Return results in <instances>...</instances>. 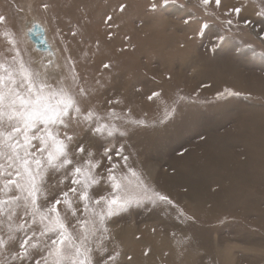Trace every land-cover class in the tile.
Listing matches in <instances>:
<instances>
[{
    "label": "rangeland",
    "instance_id": "1",
    "mask_svg": "<svg viewBox=\"0 0 264 264\" xmlns=\"http://www.w3.org/2000/svg\"><path fill=\"white\" fill-rule=\"evenodd\" d=\"M260 3L221 0L219 9L210 6L213 16L197 0H0L7 18L0 53L11 54L3 33L13 31L33 59H54L50 76L76 75L89 93L85 108L100 115L114 108L125 118L131 110L132 119L145 122L116 120L125 135L81 133L98 158L104 147L123 146L146 183L173 201H144L109 219L105 255L118 251V264H264V41L243 25L244 18L259 20ZM242 4L241 23H223L228 10ZM32 22L54 56L36 50ZM220 66L237 73L224 78L229 73L218 72ZM225 89L239 95L218 96ZM153 92L160 95L150 101ZM222 146L226 151L216 150ZM215 157L227 162L214 164ZM204 166L212 174L198 187L193 173ZM55 182L49 178L53 195ZM109 190L102 183L95 194Z\"/></svg>",
    "mask_w": 264,
    "mask_h": 264
},
{
    "label": "snow or ice",
    "instance_id": "2",
    "mask_svg": "<svg viewBox=\"0 0 264 264\" xmlns=\"http://www.w3.org/2000/svg\"><path fill=\"white\" fill-rule=\"evenodd\" d=\"M213 5L219 9L221 0H197L205 15H215L210 11ZM43 7L47 10L49 5ZM125 7L121 5L120 11ZM157 7L151 4L153 11ZM244 8L243 4L230 8L223 23L239 25ZM255 15L258 21L244 18L243 25L251 26L264 41V0ZM192 20L190 15L183 23ZM6 24L7 18L0 15V25ZM36 28L39 25L34 24L29 35ZM3 36L11 54L0 53V264H118V251L105 255L109 219L144 201L169 205L173 201L146 183L123 154V146L104 147L98 158L81 133L101 138L125 135L116 120L135 126L145 122L132 119L131 110L125 118L114 108L105 115L85 108L89 93L74 73L50 76L52 60L44 64L33 59L19 47L13 31L5 30ZM225 93L239 95L225 89L218 96ZM159 95L153 92L147 99ZM113 151L119 159H113ZM50 177L56 178L54 195L49 192ZM102 183L110 190L96 195Z\"/></svg>",
    "mask_w": 264,
    "mask_h": 264
},
{
    "label": "bare ground",
    "instance_id": "3",
    "mask_svg": "<svg viewBox=\"0 0 264 264\" xmlns=\"http://www.w3.org/2000/svg\"><path fill=\"white\" fill-rule=\"evenodd\" d=\"M33 22H32V24L31 25H29L30 27L28 28V30H30L31 28H32V26H33ZM48 41V40H47ZM49 43V42H48ZM49 45H50V43H49ZM51 47V46H50ZM43 53V52H42ZM44 54H49V51H47V52H44ZM50 56H54V51H53V49H51V55ZM51 60V59H50ZM54 59H52V61H53ZM45 62V61H44ZM46 63V62H45ZM55 65V64H54ZM50 67V66H49ZM218 68V72H220V73H229V75L228 76H224V78L225 77H231L232 78V76H235V74L233 73V72H236L237 73V71L236 70H231L230 71V69L229 68H227L226 66H220V67H217ZM219 143H224V142H226L225 141V139H223V141L221 140V141H218ZM226 145L228 146V144L226 143ZM226 147V146H225ZM216 150H218V151H226V148H223V146L222 147H216ZM205 159V156H203L202 158H201V160H204ZM221 162H227L225 159H221V158H214L213 159V162L212 163H214V164H218V163H221ZM190 169V167H186V171L185 172H188V170L187 169ZM208 174H212V171L209 169V167L208 166H204L203 168H202V170H197V171H195L194 170V173H193V176H197L198 178H196L195 180H196V183H198V187H200V186H202L203 184H204V182H205V175H208ZM185 176H190L191 175V173H185L184 174ZM250 175H247L246 174V176H244V178H248ZM199 191H200V189L199 188H197ZM197 189H196V191H197ZM229 189V188H228ZM228 189H226L224 192H223V194L225 195V196H227V197H229V198H233V196H232V192H230V191H228ZM245 196H242V197H240L241 199H243ZM256 207V205H254V208ZM249 208H251V207H249ZM254 208H251V210H254ZM196 234L197 233H195V236H196ZM249 241V240H248Z\"/></svg>",
    "mask_w": 264,
    "mask_h": 264
},
{
    "label": "water",
    "instance_id": "4",
    "mask_svg": "<svg viewBox=\"0 0 264 264\" xmlns=\"http://www.w3.org/2000/svg\"><path fill=\"white\" fill-rule=\"evenodd\" d=\"M30 40L34 43L36 50L41 52H47L51 47L46 39L43 29L39 26L31 31L29 35Z\"/></svg>",
    "mask_w": 264,
    "mask_h": 264
}]
</instances>
